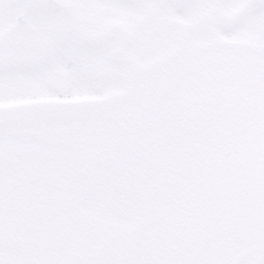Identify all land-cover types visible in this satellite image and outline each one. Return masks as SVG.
Wrapping results in <instances>:
<instances>
[{
	"label": "snow or ice",
	"instance_id": "1",
	"mask_svg": "<svg viewBox=\"0 0 264 264\" xmlns=\"http://www.w3.org/2000/svg\"><path fill=\"white\" fill-rule=\"evenodd\" d=\"M0 264H264V0H0Z\"/></svg>",
	"mask_w": 264,
	"mask_h": 264
}]
</instances>
